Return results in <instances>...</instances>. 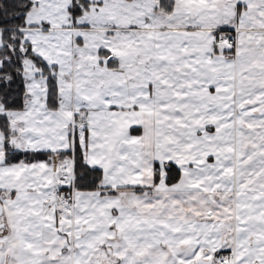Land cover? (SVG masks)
Segmentation results:
<instances>
[{"label": "snow or ice", "instance_id": "1", "mask_svg": "<svg viewBox=\"0 0 264 264\" xmlns=\"http://www.w3.org/2000/svg\"><path fill=\"white\" fill-rule=\"evenodd\" d=\"M0 264H264V0H0Z\"/></svg>", "mask_w": 264, "mask_h": 264}]
</instances>
